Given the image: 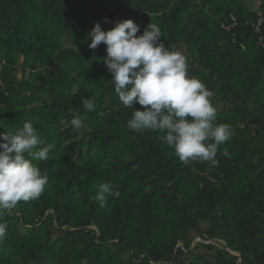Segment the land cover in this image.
Segmentation results:
<instances>
[{
  "label": "trees",
  "instance_id": "obj_1",
  "mask_svg": "<svg viewBox=\"0 0 264 264\" xmlns=\"http://www.w3.org/2000/svg\"><path fill=\"white\" fill-rule=\"evenodd\" d=\"M257 2L0 0V133L31 121L55 145L33 160L49 177L39 199L0 216V264H264V46L246 25ZM123 19L137 35L157 25L211 91L215 123L232 133L218 165L183 163L163 133L127 127L106 45L92 50L87 37ZM84 99L96 110L78 133L70 121ZM102 182L120 193L104 207L92 200Z\"/></svg>",
  "mask_w": 264,
  "mask_h": 264
},
{
  "label": "clouds",
  "instance_id": "obj_2",
  "mask_svg": "<svg viewBox=\"0 0 264 264\" xmlns=\"http://www.w3.org/2000/svg\"><path fill=\"white\" fill-rule=\"evenodd\" d=\"M261 5L256 6V19L258 13L264 14ZM138 32L139 25L123 19L106 31L96 22L87 33L90 49L95 50L101 43L106 45V55L100 59L111 74L119 101L132 109L127 127L134 132L163 133L162 138L183 163L199 160L218 165L219 146L229 141L232 133L229 125L215 123L217 110L210 100L211 91L189 75L186 56L164 43L157 25L148 23L142 34L137 35ZM134 102L143 110L134 109ZM82 104L85 115H75L70 121L78 133L86 130V113L96 110L93 99H84ZM54 148V144L45 145L31 121L0 133V216L20 201L39 199L49 177L33 160L46 161ZM222 155L229 157L227 149ZM119 195L114 183L102 182L92 200L104 207L109 196ZM6 235L7 224L0 222V242Z\"/></svg>",
  "mask_w": 264,
  "mask_h": 264
},
{
  "label": "built area",
  "instance_id": "obj_3",
  "mask_svg": "<svg viewBox=\"0 0 264 264\" xmlns=\"http://www.w3.org/2000/svg\"><path fill=\"white\" fill-rule=\"evenodd\" d=\"M232 26L237 25L236 19L232 16ZM248 25L253 28L254 32L260 35V44L264 46V14L258 13V18L256 20L250 21Z\"/></svg>",
  "mask_w": 264,
  "mask_h": 264
},
{
  "label": "rangeland",
  "instance_id": "obj_4",
  "mask_svg": "<svg viewBox=\"0 0 264 264\" xmlns=\"http://www.w3.org/2000/svg\"><path fill=\"white\" fill-rule=\"evenodd\" d=\"M258 3H259V5H261V1L258 0L256 6H258ZM256 6H255V7H256ZM103 119H105L104 116H103ZM105 120H106L107 122L112 123V121H110L109 119H105ZM194 240H195V242H198V241H200V240H202V239H201L200 237H198L196 234H194ZM200 242H201V241H200ZM211 243H212V242H211ZM207 244H210V242H207ZM200 253H201V254H206V255L211 254L210 252L205 251V250H200Z\"/></svg>",
  "mask_w": 264,
  "mask_h": 264
}]
</instances>
